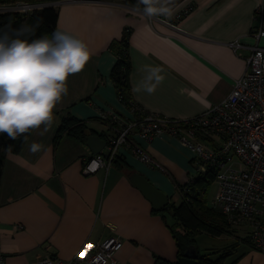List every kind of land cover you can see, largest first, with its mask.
Segmentation results:
<instances>
[{
    "label": "crops",
    "instance_id": "crops-1",
    "mask_svg": "<svg viewBox=\"0 0 264 264\" xmlns=\"http://www.w3.org/2000/svg\"><path fill=\"white\" fill-rule=\"evenodd\" d=\"M260 1L155 0L144 7L125 0L57 1L56 28L81 39L90 58L81 72L69 75L68 94L53 109L49 131L41 134L43 126L31 129L18 151L6 152L0 175V252L6 264H30L46 254L67 260L108 234L122 239L114 252L118 264H153L156 255L176 260L170 217L154 211L130 176L142 174L168 201L177 203L176 184L194 174L192 153L178 138L155 135L149 141L137 140L160 166L137 159L122 145L118 161L112 160L108 169L81 171L84 158L95 154L86 135L102 138L98 152H104L114 126L112 114L133 117L109 76L116 56L108 47L129 27L131 100L150 112L192 117L227 95L245 68L251 45L264 47V36L256 39L252 33ZM186 5L188 12L176 17ZM232 41L240 43V54L231 49ZM146 66L162 69L163 80L152 93L143 90ZM134 85L141 91L134 93ZM68 115L82 122L77 133L58 132L62 117ZM33 143L40 146L35 153L30 151ZM206 234L214 239L233 237L224 246L206 250L234 245L229 248L233 253L240 244L250 247L245 225L230 226L220 235ZM228 257L226 262L234 259L232 264H264V256L253 248L239 260Z\"/></svg>",
    "mask_w": 264,
    "mask_h": 264
},
{
    "label": "built area",
    "instance_id": "built-area-1",
    "mask_svg": "<svg viewBox=\"0 0 264 264\" xmlns=\"http://www.w3.org/2000/svg\"><path fill=\"white\" fill-rule=\"evenodd\" d=\"M260 4L259 21L252 29L256 39L264 36V0ZM185 8L177 10L176 16L187 13L190 7ZM239 46L237 41L230 42L238 54ZM250 49L245 68L227 95L200 114L183 119L168 117L130 100L133 117L112 114L114 126L106 136L104 152L85 157L82 173L108 169L122 145H127L137 159L160 166L137 140L173 135L191 151L193 175L213 166L216 189L211 205L224 214L230 226L245 225L248 242L264 256V47L254 43ZM121 245V237L108 234L70 259L46 254L30 264H118L114 252ZM0 264H5L3 256Z\"/></svg>",
    "mask_w": 264,
    "mask_h": 264
},
{
    "label": "clouds",
    "instance_id": "clouds-1",
    "mask_svg": "<svg viewBox=\"0 0 264 264\" xmlns=\"http://www.w3.org/2000/svg\"><path fill=\"white\" fill-rule=\"evenodd\" d=\"M147 11L151 14V8ZM27 31L24 25L12 29L10 23L0 30V133L13 140L41 126V134L49 131L53 109L68 94L69 75L81 72L90 58L86 44L66 30L57 27L51 38L31 42L20 38ZM145 72L143 90L152 93L163 80L162 69L146 66ZM39 150L35 143L30 146L33 153Z\"/></svg>",
    "mask_w": 264,
    "mask_h": 264
},
{
    "label": "trees",
    "instance_id": "trees-1",
    "mask_svg": "<svg viewBox=\"0 0 264 264\" xmlns=\"http://www.w3.org/2000/svg\"><path fill=\"white\" fill-rule=\"evenodd\" d=\"M17 0H0V3H13ZM26 4H40L29 10L1 9L0 10V30H5V25L11 24L12 29H20L22 25L27 26V31L21 39H27L31 42L42 37L51 38L56 30V19L58 7L54 5H43V3L54 2L58 0H20ZM136 7H144L141 0H125ZM155 0H149L147 5H152ZM264 13V12H263ZM128 35L129 27H126L119 39H115L110 45L109 50L114 52L116 58L109 72V76L114 83V87L119 99L126 105L132 99V93L129 83L130 61L128 57ZM82 122L74 116L62 117V122L58 126V132L67 130L68 134L77 133ZM31 130V129H30ZM30 130L23 136L13 140L6 133H0V175L2 164L8 151H18L27 139ZM78 135L83 137L82 131ZM117 156V155H116ZM114 162L118 161V156ZM192 161V158L190 159ZM213 166H207V169L193 175L184 183H177V190L180 200L176 203L172 200L155 209L164 216L168 212L173 221L168 224L169 230L175 239L177 247L176 260L155 256L153 264H179L178 258L184 254L190 245H194L197 255V264H232L233 260L226 262V258L232 254L229 248L234 245H228V248H214L200 252L196 245V235L200 232H206L211 235H220L229 230L224 214L215 206L209 204L205 198L209 185L213 182ZM200 178V179H199ZM0 256L4 255L0 252Z\"/></svg>",
    "mask_w": 264,
    "mask_h": 264
},
{
    "label": "water",
    "instance_id": "water-1",
    "mask_svg": "<svg viewBox=\"0 0 264 264\" xmlns=\"http://www.w3.org/2000/svg\"><path fill=\"white\" fill-rule=\"evenodd\" d=\"M55 2V1H54ZM49 3V2H48ZM48 3H43L46 5ZM87 144L93 153L100 151L104 140L98 135L87 134ZM131 182L142 192V194L150 201L153 209L159 208L168 201V196L159 188L155 187L145 176L138 172L132 173L130 176ZM179 264H197V255L194 250V245H190L184 254L178 258Z\"/></svg>",
    "mask_w": 264,
    "mask_h": 264
},
{
    "label": "rangeland",
    "instance_id": "rangeland-1",
    "mask_svg": "<svg viewBox=\"0 0 264 264\" xmlns=\"http://www.w3.org/2000/svg\"><path fill=\"white\" fill-rule=\"evenodd\" d=\"M22 3H23V1H20V0L14 1L13 3H0V10H1V7H3L4 9H7V10H11V9L29 10L30 8H32L34 6L40 5V4H34V3H32L30 5H26V4H22ZM57 4H58L57 1L48 3V5H54L55 7H58ZM186 6H184L183 8H185ZM261 8H262V6L260 4L256 7V11L258 12V10ZM154 10H156V9H154ZM215 189H216V184H215V182H213L212 184L209 185V188L206 192L205 198L207 200L211 199V196H213ZM165 213L167 214V217H170L171 222H172L173 219H172L171 215L168 212H165ZM18 227H19V224L15 226L16 229ZM232 240H233V237H230L226 234L223 235V237L220 239H214V238L208 236L205 232H200L198 235H196V245L199 246L200 252L205 251L206 248L209 246H215V245L224 246V245L230 243ZM250 247L253 248L251 245H250ZM250 247L247 246V244H240L238 247H235V249L233 250V253L228 257L227 260L229 261V259L234 258V257H236V259L239 260L245 254L246 249H248L249 251L251 250Z\"/></svg>",
    "mask_w": 264,
    "mask_h": 264
},
{
    "label": "snow or ice",
    "instance_id": "snow-or-ice-1",
    "mask_svg": "<svg viewBox=\"0 0 264 264\" xmlns=\"http://www.w3.org/2000/svg\"><path fill=\"white\" fill-rule=\"evenodd\" d=\"M89 248L91 247V245L88 246Z\"/></svg>",
    "mask_w": 264,
    "mask_h": 264
},
{
    "label": "bare ground",
    "instance_id": "bare-ground-1",
    "mask_svg": "<svg viewBox=\"0 0 264 264\" xmlns=\"http://www.w3.org/2000/svg\"><path fill=\"white\" fill-rule=\"evenodd\" d=\"M200 179V178H199Z\"/></svg>",
    "mask_w": 264,
    "mask_h": 264
}]
</instances>
